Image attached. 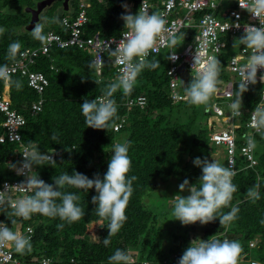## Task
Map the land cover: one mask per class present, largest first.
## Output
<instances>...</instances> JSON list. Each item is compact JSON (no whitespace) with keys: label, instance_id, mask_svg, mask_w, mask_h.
Masks as SVG:
<instances>
[{"label":"trees","instance_id":"obj_1","mask_svg":"<svg viewBox=\"0 0 264 264\" xmlns=\"http://www.w3.org/2000/svg\"><path fill=\"white\" fill-rule=\"evenodd\" d=\"M38 1L40 0H0V27L5 29L0 33V64L13 61L7 55L8 45L12 42H20L18 52L43 44L33 39L30 31L26 30L30 17L23 12L26 6L34 8ZM18 2L19 6L13 8L12 5ZM88 2L89 7L85 8V35L98 32L102 36L111 37L124 30L120 16L124 12L122 5L125 0ZM54 4L62 7L60 2L52 5ZM8 7L10 12H4ZM135 9L133 14L136 13ZM78 11V0H69L68 10L64 11L62 7V13L47 25L45 31L65 34L62 18L73 19ZM233 52L230 49L221 54L219 80H228L224 66ZM153 56L159 61V66L152 70L145 69L141 73L131 96L125 97L120 92L114 96L120 118L117 124H121L122 119L125 120L118 131L113 128H87L81 114L80 105L84 100L102 96L107 85L116 79L108 62L105 63L101 79L95 75V70H89L92 55L88 51L75 47H52L47 56H40L32 70L42 72L48 80V86L41 95L28 87L25 77L11 76L13 80H20L22 83L20 89L9 83L11 107L25 118V124L19 130L22 146L52 154L55 161L46 162L34 169L42 180L51 184L55 176L65 172L71 174L73 170L89 178L97 174L102 178L107 171L112 145L122 141L129 142L132 162L129 174L137 178L133 181L134 191L126 209L127 220L121 230L111 237V243L107 247L104 246L103 239L109 235V221L97 216L95 212V205L92 203L94 189L88 193L67 189L78 192V203L84 210V216L72 224L39 214H33L30 219L14 215L7 218L4 210H0V219H4L13 231L17 222L22 224L21 228L32 226L33 248L30 253L21 254L22 264H40L41 258L51 259V264H107L108 257L117 248L129 252L132 264H178L183 252L195 240L189 237L191 233L200 234L202 240L216 235L219 239L238 241L242 248L238 264H250L251 261L264 264V137L259 134H255L257 147L253 151L256 165L244 169V162L237 157L238 172L233 180L237 192L234 193L230 206L221 210L224 213L231 206L239 208L238 218L230 225H221L218 219L205 225L197 222L182 226L180 223L177 227L182 230V234L177 236L173 232L174 225L162 224L161 215L154 212L153 206L147 203L146 198L158 183H169L177 178L181 181L187 179L195 184L201 170L194 166V158L210 160L211 153L216 150L208 141L206 123L211 114L213 96L206 105H192L187 100L172 103L166 77L167 54L161 52ZM191 80L192 78L189 84ZM3 85L1 82L0 90ZM262 89V85L255 84L242 93L241 116L236 119L240 125L236 129L239 136L248 131L245 123L250 112L260 102ZM181 92L186 95L185 89H181ZM138 96L146 98L144 109L128 108L125 105L127 98ZM39 99L43 100L42 109L31 116V104ZM3 122L4 115L0 113V135L5 130ZM20 150L21 146L17 143H0V183L18 177L12 165L17 166ZM253 185L257 186L260 193V199L255 202L246 197L247 190ZM13 220L15 223H11ZM61 223L64 224L62 228L58 227ZM91 224L96 225L99 233L98 240L93 242L87 238V230ZM252 242L255 244L250 247Z\"/></svg>","mask_w":264,"mask_h":264},{"label":"clouds","instance_id":"obj_2","mask_svg":"<svg viewBox=\"0 0 264 264\" xmlns=\"http://www.w3.org/2000/svg\"><path fill=\"white\" fill-rule=\"evenodd\" d=\"M122 7L124 8L120 16L124 24L122 38L114 49L109 44H106L105 48L108 56L114 58L112 63L120 65L119 74L114 82L107 85L101 97L85 99L80 105L87 128L108 130L117 127L120 118L115 94L120 92L125 97L131 96L141 73L145 69L152 70L159 66V61L154 56L150 60L149 56L158 51L156 45L161 34L169 31L165 28L167 21L163 14L150 13L143 7L133 14L127 4H123ZM248 12L259 18L260 27L250 25L245 27L244 34L238 39L239 44L250 50V53L246 63L239 69L241 81L234 93L235 98L229 105L233 116L241 114L242 93L248 90L250 84L257 83L258 69H264V0H251ZM47 23L48 18L45 17L43 21L34 24L30 31L33 39L42 43L50 39L51 34L45 31ZM4 31L5 29L0 27V33ZM176 43L175 33L169 31V46ZM20 48L19 41L10 43L8 57L14 60ZM169 59H176L175 52ZM194 61L193 78L190 84L184 87L185 99L192 105H206L218 90L221 64L216 56L207 55L205 58V54L198 50ZM104 66L101 55H97L89 62L88 69L100 71ZM12 71L8 64H0V80L20 89L22 83L20 80L12 79L10 75ZM259 79L264 82V74H261ZM137 103L143 106L146 99L139 97ZM252 124L255 133L246 137V151L249 152L257 147L255 134L264 137V103L256 108ZM52 138L55 139V136ZM111 153L107 171L102 178L98 174L89 178L73 170L71 174L65 172L55 176L53 183L49 184L42 180L34 169L46 162L54 163L52 156L35 148L26 149L22 154L24 159L20 166L12 167L18 175L26 176V181L22 185L31 194L12 201V215L30 219L33 214H39L72 224L84 216V210L78 203V192L67 189L86 193L94 189L92 203L95 205V212L97 216L109 221L107 225L109 235L103 239V244L107 247L111 243V237L121 230L127 220L126 209L134 191L133 181L137 179L136 176L129 174L132 166L129 142L113 144ZM193 164L201 170V175L194 185H190L187 179L179 185L180 193L187 191L188 195L177 194L170 199L174 220L179 221L182 226L194 225L197 222L205 225L216 219L221 225H230L238 218L239 208L231 206L230 210L224 213H221V210L230 206L233 195L237 192V186L233 182L236 170L232 162L226 166L215 159L210 161L208 158L196 157ZM16 188L6 184L4 190L0 191V202H4L6 196ZM246 197L253 202L260 199L256 185L247 190ZM63 226V223L58 225L61 228ZM9 244L19 254L30 253L33 248L30 237L13 231L5 222H0V246ZM241 251V244L235 240L219 239L216 235L207 240L197 238L191 241L178 264H238ZM107 264H132V257L127 250L117 248L108 257Z\"/></svg>","mask_w":264,"mask_h":264},{"label":"built area","instance_id":"obj_3","mask_svg":"<svg viewBox=\"0 0 264 264\" xmlns=\"http://www.w3.org/2000/svg\"><path fill=\"white\" fill-rule=\"evenodd\" d=\"M250 3L251 0H132L130 5L131 12L134 8H136L135 12H137L143 7L150 13L158 12L163 14L167 21L165 28L174 32L176 37H179L185 43V47L181 51H174L172 46H169V31H165L157 42L158 51L149 56L158 55L168 49L166 77L168 79L169 98L172 103L186 101L185 94L181 92L179 67L184 65L191 76L190 78H193L196 50L203 52L205 58L207 55H214L218 60L222 53L230 49L234 50L224 66V71L229 78L219 83L218 90L211 100V114L207 117L206 123L210 145L222 151V164L227 166L229 162H232L236 173L238 172L236 168L237 157H240L244 162V169L256 165L253 151H246V137L255 133V128L252 124L254 112L258 106L264 103V82L259 79L260 75L264 74V69H258L256 84L263 86L261 99L256 108L250 112L249 118L245 123L248 131L239 136L236 129L240 125L236 122V119L240 118L241 114L233 116L229 105L234 97V89L241 81L239 69L246 63L247 56L250 53V50L239 44L238 39L244 34L245 27L249 25L260 27L259 18L248 12ZM86 7H89L88 0H78L79 11L76 16L73 19L69 17L62 18V29L66 35L48 31L47 33H50L51 37L46 43L35 48L28 47L19 51L16 58L8 64L13 69L10 75L25 77L28 87L38 95H41L48 86V80L42 72L32 70L36 60L40 56H47L52 47L57 49L75 47L91 53L92 60L97 55H101L104 64L108 62L117 77L120 65L112 63L114 58L108 56L105 48L106 44H109L114 49L122 38L123 30L119 35L111 37L102 36L98 32L88 36L85 35L84 25L87 23ZM173 52H175V60L169 59ZM103 68L100 71L95 70V75L99 79L103 77ZM1 82L5 85L8 83L4 80H0ZM251 86L250 84L248 88ZM99 97L101 96L97 98ZM139 97L144 96L127 98L125 105L128 108L138 107L144 109L146 103L143 106L139 105L137 103ZM222 104H225L229 111L225 112L221 107ZM42 105V99L32 102L30 107L31 116L38 114L42 109ZM0 113L4 115L3 127L5 129L0 135V143H17L21 146V150L18 151L20 158L16 164L19 167L24 159L22 154L28 149L22 146L19 133L20 128L25 124V118L11 107L10 99L5 97L4 88L0 90ZM123 122H125L124 119L121 120V124H117V127H113V130L118 131ZM217 123H222L224 126ZM49 155L53 158L52 154ZM17 176L16 179H7L0 183V191L4 190L6 184L11 187H17L6 196L4 202H0V210H4L7 218L13 216L12 201L31 194L22 185L26 181V176L18 174ZM0 222H5V220L0 219ZM21 227H23L22 224L17 222L14 231L31 238L33 233L32 226ZM254 244L252 242L249 246L253 247ZM22 262L21 254L15 252L10 244L0 246V264H22ZM45 262L51 264L52 260L49 258L40 259V264H45ZM250 264L259 263L251 261Z\"/></svg>","mask_w":264,"mask_h":264},{"label":"rangeland","instance_id":"obj_4","mask_svg":"<svg viewBox=\"0 0 264 264\" xmlns=\"http://www.w3.org/2000/svg\"><path fill=\"white\" fill-rule=\"evenodd\" d=\"M125 4V3H124ZM19 6V2L15 3L12 5V7H18ZM26 8H29V6H26L24 8V14L29 17L28 14H26ZM9 7L6 8L4 10V12L6 11L7 13L10 12V10L8 11ZM43 12V13H42ZM42 16L40 17L39 21H43L45 17L48 18V23L46 24L49 25V23L53 20H55L57 18V16L59 14L62 13V7L60 6V4H54L46 9H44L42 11ZM12 13H16V12H12ZM177 39V43L176 45H172V49L174 51H181L184 47H185V43L181 41V39L179 37H176ZM168 51V49L166 50ZM222 109L226 112L229 111V109L227 108V106L225 104L221 105ZM205 121V119H204ZM207 122V121H206ZM214 124H216L214 122ZM218 125L221 124V126H224V124L222 123H217ZM211 159H215L218 161H222V151L220 149H216L213 153H211V157H210V161ZM184 180H178L177 178H173L169 183H158L157 186L154 188L153 192L151 195H149L146 198L147 203L151 204L153 206V208L155 209L154 212H157L160 216V219H162L164 225L169 226L170 224L174 225L173 228V232L179 236L180 234H182V230H179V228L177 227L180 222L174 220L175 217L172 215V202H171V198H173L175 195L177 194H182V195H188V192L185 191L184 193H180L179 190V185L183 182ZM190 185H194L193 183H190ZM163 216V217H162ZM165 216V217H164ZM172 216V217H171ZM176 225V227H175ZM100 227V226H99ZM96 225L91 224L88 227L87 230V238L89 241L93 242V241H97L99 238V233H98V229H96ZM184 229V228H183ZM175 235V236H176ZM189 237L192 238H199L201 239V235L199 234H190Z\"/></svg>","mask_w":264,"mask_h":264},{"label":"water","instance_id":"obj_5","mask_svg":"<svg viewBox=\"0 0 264 264\" xmlns=\"http://www.w3.org/2000/svg\"><path fill=\"white\" fill-rule=\"evenodd\" d=\"M55 2H60L64 11L68 10L69 0H40L36 2L34 8L32 7L26 8L25 12L30 17L29 22L26 25V30L31 31L32 28L34 27V24L39 21V15L41 14V12L44 9L50 7ZM179 76H180V82L183 85L182 86L180 83L181 88L184 89V87L186 88L189 85V81L191 77L184 65H180L179 67Z\"/></svg>","mask_w":264,"mask_h":264},{"label":"crops","instance_id":"obj_6","mask_svg":"<svg viewBox=\"0 0 264 264\" xmlns=\"http://www.w3.org/2000/svg\"><path fill=\"white\" fill-rule=\"evenodd\" d=\"M131 1L132 0H125V4H127L128 6H129V8H130V5H131ZM123 3V4H124ZM134 10V9H133ZM133 10H132V13H133ZM162 53H166L167 54V51H163ZM167 56H168V54H167ZM228 78H229V76H228ZM220 82H224L225 80H219ZM218 87H219V84H218ZM238 86H236V88H237ZM3 88H4V90H5V97H7V98H9L10 99V95H9V88H10V85H9V83H7L6 85L4 84L3 85ZM235 88V89H236ZM235 89H234V93H235ZM11 101V100H10Z\"/></svg>","mask_w":264,"mask_h":264}]
</instances>
